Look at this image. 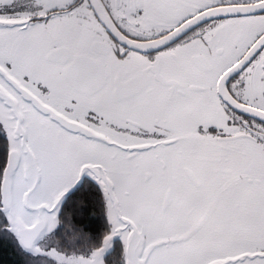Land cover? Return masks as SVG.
Masks as SVG:
<instances>
[{"label":"snow or ice","instance_id":"1","mask_svg":"<svg viewBox=\"0 0 264 264\" xmlns=\"http://www.w3.org/2000/svg\"><path fill=\"white\" fill-rule=\"evenodd\" d=\"M0 264H264V0H0Z\"/></svg>","mask_w":264,"mask_h":264},{"label":"trees","instance_id":"2","mask_svg":"<svg viewBox=\"0 0 264 264\" xmlns=\"http://www.w3.org/2000/svg\"><path fill=\"white\" fill-rule=\"evenodd\" d=\"M8 258H9V260L12 259V256H11V253L10 252L8 253Z\"/></svg>","mask_w":264,"mask_h":264}]
</instances>
